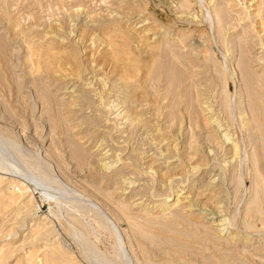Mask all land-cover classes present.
Wrapping results in <instances>:
<instances>
[{
    "label": "rangeland",
    "instance_id": "374dc122",
    "mask_svg": "<svg viewBox=\"0 0 264 264\" xmlns=\"http://www.w3.org/2000/svg\"><path fill=\"white\" fill-rule=\"evenodd\" d=\"M0 264H264V0H0Z\"/></svg>",
    "mask_w": 264,
    "mask_h": 264
}]
</instances>
